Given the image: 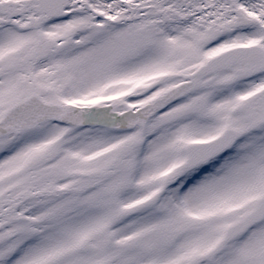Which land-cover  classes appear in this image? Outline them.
<instances>
[{"label":"snow or ice","instance_id":"snow-or-ice-1","mask_svg":"<svg viewBox=\"0 0 264 264\" xmlns=\"http://www.w3.org/2000/svg\"><path fill=\"white\" fill-rule=\"evenodd\" d=\"M0 264H264V0H0Z\"/></svg>","mask_w":264,"mask_h":264}]
</instances>
